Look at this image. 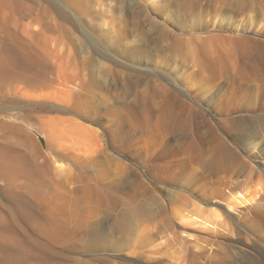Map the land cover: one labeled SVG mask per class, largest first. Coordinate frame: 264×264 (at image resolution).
Listing matches in <instances>:
<instances>
[{
	"label": "bare ground",
	"instance_id": "1",
	"mask_svg": "<svg viewBox=\"0 0 264 264\" xmlns=\"http://www.w3.org/2000/svg\"><path fill=\"white\" fill-rule=\"evenodd\" d=\"M89 3L0 0V94L17 99L19 108L29 107L27 114L17 110L9 116L11 121L0 126V264H162L168 254V245L163 246L167 242L177 247L181 264H264V181L246 192L232 193L225 204L211 202L215 209L209 211L219 219L237 205L251 204L245 230L240 226L243 222L229 219V224L223 218L221 226L214 224L221 228L216 229L217 234L204 238L188 234L194 241H183L178 233L185 232L171 224L170 209L184 204L190 198L187 193L194 196L197 187L193 180L180 179L175 162L184 164L183 156L196 151L200 139L167 133L123 134L119 128L101 130L75 117L51 114L83 111L92 103L90 94L96 92L93 85L87 86L68 43L70 24L85 14L90 17L91 10L102 13L106 8L102 0H95L91 10ZM114 11L110 15L104 10L107 15L102 21L96 19L105 29L106 40L121 48L120 55L114 57L125 71L108 70L117 73L127 93L142 87V98H147L154 70L145 51L148 47L140 49L132 38L133 23L119 21ZM57 71L58 89L48 90L50 76ZM139 73L141 83L134 79ZM103 81L106 92L117 89L113 79L105 77ZM112 112L123 121L132 117L115 108ZM68 121L73 124L66 127ZM139 121L142 128L148 124ZM135 122L130 121L131 125ZM161 126L165 132L171 130L167 121ZM32 131L45 138L46 147L42 148ZM220 140L223 148L225 140ZM156 205L161 207L157 206L164 223L150 225ZM203 215L189 216L191 223L211 224ZM225 231H235L236 236L220 240ZM171 237L179 242H172ZM137 247L144 250L138 252ZM128 250L143 253L145 259L128 256ZM80 253L83 259L78 257Z\"/></svg>",
	"mask_w": 264,
	"mask_h": 264
},
{
	"label": "rangeland",
	"instance_id": "2",
	"mask_svg": "<svg viewBox=\"0 0 264 264\" xmlns=\"http://www.w3.org/2000/svg\"><path fill=\"white\" fill-rule=\"evenodd\" d=\"M102 1L107 14L112 15V11L118 10L114 11V17L118 16L119 21L126 19L133 23L132 38L140 49L144 51L143 47H148L145 51L149 53L150 67L154 69L153 75L149 76V94L147 98H142V87L137 92L127 93L121 78L115 75L117 73L110 72L111 69L116 72L125 71L114 57L120 55L121 48H116L114 43L106 40L105 29L100 28L99 22L107 14L104 10L101 13L94 8V12H91L95 0H90L91 16L86 17L85 14L77 22L70 24L68 43L70 42L69 47L74 54L73 59L75 57L81 64L80 71L83 70L82 76L86 79L87 86H94L97 93L90 94L92 103L83 111L69 109V112L55 111L51 114H59L65 118L75 117L86 125L101 130L107 127L119 128L123 134L167 133L200 139L198 149L183 156L185 165H177L178 161L175 162L176 167L180 166L177 167V170L180 169V179L193 180L197 194L194 193V197L187 193L190 198L183 201L184 204L181 202L170 209V222L178 232H185L181 236L178 233L183 241H194V237H188V234L201 238L217 234L216 229L221 228H215L214 224L221 226L223 218H226V222L229 219L239 221L238 224L243 222L240 226L245 230L246 211L253 208L251 204H248L250 207L237 205L236 210L232 209L226 216L223 214L220 219L209 210L215 209L212 201L221 200L225 204L232 198V193L246 192L264 181V0ZM83 67L86 69L85 75ZM109 68L111 69L108 70ZM105 77L116 81L117 89L106 92L103 86ZM57 78L58 71L53 72L50 81H47L49 85L46 82L48 90L57 91ZM134 79L141 83L142 75L139 73ZM104 97H108L105 104ZM16 102L17 99L12 96L5 98L0 94V126L5 121H11L9 116L15 112L21 111L18 114L22 115L29 112V107L19 108ZM114 108L118 113L132 114L131 119L134 122L136 120L134 125H131V119L123 121L115 117L114 112L110 113ZM139 120L148 124L142 128ZM120 121L123 122L119 123ZM165 121L171 129L167 132L161 128ZM71 124L73 123L68 121L64 125L67 127ZM71 130H75L74 127ZM37 133L39 132L34 134L41 140L40 145L42 148L46 147L45 138H39ZM220 139L225 140L223 148L219 145ZM201 198L207 202H202ZM158 205L153 208L157 212H153L155 220L150 225L164 223L158 209L161 207ZM200 212L213 225L191 223L193 219L189 216H201ZM200 221L199 219L198 222ZM228 222L230 224V220ZM209 227L214 228V231ZM230 232H226V235L222 233L220 240L229 241L231 236H236L235 231L234 234ZM171 239L174 242L177 237ZM167 243L163 246L168 245L165 247L168 254L162 258V264H181V254L176 250L177 247L173 243ZM136 250L142 252L144 249L137 247ZM126 253L131 257L145 259L141 255L143 253H132L129 250ZM78 257L83 259V253L78 254Z\"/></svg>",
	"mask_w": 264,
	"mask_h": 264
}]
</instances>
